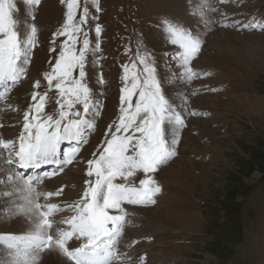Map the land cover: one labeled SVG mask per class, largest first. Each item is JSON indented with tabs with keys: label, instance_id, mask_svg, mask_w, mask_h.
<instances>
[{
	"label": "rangeland",
	"instance_id": "obj_1",
	"mask_svg": "<svg viewBox=\"0 0 264 264\" xmlns=\"http://www.w3.org/2000/svg\"><path fill=\"white\" fill-rule=\"evenodd\" d=\"M184 1L185 15L192 20L174 11L171 0H80L77 20L84 7L89 9L78 40L82 42L86 32L90 41L86 79L97 101L89 113L95 126L85 130L86 142L78 145L72 164L53 178L58 185L52 191L63 189L61 195L47 201L41 196V204L58 201L64 207L81 196L89 179L87 161L102 151L110 138L106 136L109 126L114 131L120 116L124 66H131L139 50L150 54L162 91L183 115L185 126L179 133L177 154L152 174L162 189L156 202L124 205L127 223L117 245L121 259L113 264H135L141 255L146 256V264H264V172L256 169L240 184L229 175L236 173V161H250L249 151L264 142V30L241 27L264 24V0ZM17 5L15 18L28 20V13L33 12L38 32L26 75L6 92L0 88L5 92L0 98V139L14 141L24 130L23 116L33 103L34 91L47 92L46 114L55 117L58 113V92L47 87L44 73L51 71L67 39L54 35L65 20L63 0H41L35 9L21 0ZM165 18L201 33V51L190 65L199 76L191 80L180 76L182 69L172 59L176 48L160 26ZM96 24L101 26L99 34ZM36 81H40L38 89L33 87ZM62 145L63 153L66 144ZM74 169L78 178L60 185ZM144 178L137 172L129 179L139 186ZM48 179L41 188L35 186L37 192H45L43 183ZM117 182L123 181L118 178ZM226 188L239 189L230 208L221 206ZM70 214L67 209L60 212L61 217Z\"/></svg>",
	"mask_w": 264,
	"mask_h": 264
},
{
	"label": "snow or ice",
	"instance_id": "obj_2",
	"mask_svg": "<svg viewBox=\"0 0 264 264\" xmlns=\"http://www.w3.org/2000/svg\"><path fill=\"white\" fill-rule=\"evenodd\" d=\"M21 2L35 9L41 0ZM63 2L66 3L65 20L54 35L67 39L63 41L51 71L44 73L47 87L58 92V113L55 117L46 114L47 92L34 91L33 103L23 116V132L16 141L0 139V153L4 154L0 164L15 166L0 175V196L11 195L14 190L21 201L16 205L18 213L27 215L30 221L26 233H0V246L4 252L0 264H40L42 254L52 251L64 257L65 264H113L120 260L117 245L128 216L124 205L147 206L156 202L155 197L162 189L152 174L177 154L179 133L185 126L183 115L162 91L150 54H141L138 50L131 66H124L125 84L121 89L118 122L114 131L113 126H109L106 136L110 135V138L104 141L102 151L93 153V158L87 161L89 179L85 181L81 196L64 207L58 203L39 202L41 196L45 201L59 197L63 189L37 192L34 182L41 183L43 177L25 178L15 168L56 166L44 176L63 171L64 166L76 159L78 145L86 142L84 132L94 126L88 118L89 113L97 105L86 79V56L90 47L87 33H83L82 42L78 40L81 26L89 18V9L84 7L77 20L80 0ZM17 11V0H0V88L5 92L26 75L32 50L37 45L38 29L32 22L34 13H28V20H19L14 15ZM160 26L168 43L176 48L172 59L182 69L180 76L186 80L199 76L200 73L190 65L201 51V33L170 18L163 19ZM241 27L264 30L261 23ZM95 32H101L99 24L95 25ZM78 43L80 47H77ZM98 82L102 84L103 79ZM33 87L38 89L40 81ZM5 92H0V98ZM77 106H81L82 111ZM62 142L75 143L61 153ZM137 172L145 176L139 180V186L129 179ZM118 178L123 182H117ZM9 182L13 184L12 190L7 187ZM66 209L73 214L55 218ZM135 264H146V256L141 255Z\"/></svg>",
	"mask_w": 264,
	"mask_h": 264
},
{
	"label": "bare ground",
	"instance_id": "obj_3",
	"mask_svg": "<svg viewBox=\"0 0 264 264\" xmlns=\"http://www.w3.org/2000/svg\"><path fill=\"white\" fill-rule=\"evenodd\" d=\"M171 1H172V7H173L174 11L179 12L182 16L184 15V18L186 20H192L193 19L192 17L185 15V12H187V9H186L187 7L185 5L184 0H171ZM0 132H1V129H0ZM85 135H88L86 133V131L84 132V136ZM7 137L11 138L12 134L8 135ZM66 143H68V142H66ZM72 143H75V142H72ZM68 145H73V144H71L69 142ZM68 148H70V147H66L65 150ZM2 157H3V153H0V158H2ZM61 158H62V156H61ZM44 166L45 165L41 166L40 168H31V169H34L37 171V170L43 169ZM10 167H12V166L7 165L6 163L0 164V175H3V172L8 170ZM13 168H14V166H13ZM55 168H56V166L53 165V167L51 169H49V171H43V172H45V173L51 172ZM165 168L163 169V171L165 170ZM16 169L17 168H15V170ZM18 169H20V168H18ZM70 172H71L70 177L68 179H65L67 181L61 182L60 185H62L63 183L65 184L67 182L69 183L71 180L78 178L77 170L74 169ZM43 174L44 173H42V177H43V179L45 178L44 180H46L47 177H50V179H48L45 183H43V185L45 186V188H44L45 192L55 190L57 187H54V186L58 185L56 179H52L51 176H44ZM40 175L41 174L39 173V174L34 175V177H37ZM32 176L33 175H31V177ZM7 187L10 190H12L13 184L11 182H9ZM0 190H2V189H0ZM67 193H69V190ZM67 193H65V194H67ZM51 198H53V197H51ZM43 200H45V199H43ZM54 201H57V199H54ZM39 202L43 203L42 199H39ZM19 203H21V201L18 198V194L15 193L14 190H12L11 195L0 196V233H2V234H23L29 230L30 221L28 219V216L23 214V213H18V211L16 209V205ZM57 203H58V201H57ZM143 210H145V209H143ZM58 214L60 215V213H58ZM59 215L56 217V219L63 218V217H61V215L60 216ZM3 256H4L3 248H2V246H0V257H3ZM40 264H65V258L62 257L58 252L52 251L50 253L42 254V259L40 261Z\"/></svg>",
	"mask_w": 264,
	"mask_h": 264
},
{
	"label": "trees",
	"instance_id": "obj_4",
	"mask_svg": "<svg viewBox=\"0 0 264 264\" xmlns=\"http://www.w3.org/2000/svg\"><path fill=\"white\" fill-rule=\"evenodd\" d=\"M249 153L251 156V160L246 162L243 160L236 161L238 167V169L235 171L236 173H234V175L229 174L232 177L231 180L236 181V183L240 184L242 182L243 177L251 175V173L256 169H259L264 172V166L262 165L264 164V142H261L257 148L251 149ZM228 185L229 182L227 183L226 187H228ZM243 190L245 189L243 188ZM224 193L225 194L223 195V197L226 198V201L221 202V206L223 208L233 207L234 200L239 194V189L237 188V190L234 189L233 191H230L226 188V191ZM212 252L214 254L222 255V253L217 249H213Z\"/></svg>",
	"mask_w": 264,
	"mask_h": 264
}]
</instances>
